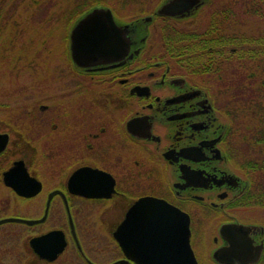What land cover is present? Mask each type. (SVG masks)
Wrapping results in <instances>:
<instances>
[{
    "label": "flooded vegetation",
    "instance_id": "1",
    "mask_svg": "<svg viewBox=\"0 0 264 264\" xmlns=\"http://www.w3.org/2000/svg\"><path fill=\"white\" fill-rule=\"evenodd\" d=\"M158 6L0 0V221L21 219L0 264H144L139 212L129 255L113 235L144 197L187 214L198 264H264V1ZM97 7L128 50L80 65L70 32Z\"/></svg>",
    "mask_w": 264,
    "mask_h": 264
},
{
    "label": "water",
    "instance_id": "2",
    "mask_svg": "<svg viewBox=\"0 0 264 264\" xmlns=\"http://www.w3.org/2000/svg\"><path fill=\"white\" fill-rule=\"evenodd\" d=\"M200 0H163L157 8L158 14L170 16L189 14ZM208 1V0H206ZM146 17L145 20H149ZM126 25H119L109 8L97 7L89 11L71 29L72 58L80 65H91L122 58L127 53ZM134 212H139L148 221L145 238L144 264H197L189 244V218L187 214L164 200L144 197L137 200L126 212L113 233L126 255L130 249V226ZM21 220L20 218H5ZM31 222V220L23 219ZM243 227V226H242ZM223 225L220 232H223ZM237 229V228H236ZM240 229H244L239 227ZM234 245H231L233 248ZM223 249L219 248L217 256ZM118 262V261H116ZM141 264V263H139Z\"/></svg>",
    "mask_w": 264,
    "mask_h": 264
},
{
    "label": "trees",
    "instance_id": "3",
    "mask_svg": "<svg viewBox=\"0 0 264 264\" xmlns=\"http://www.w3.org/2000/svg\"><path fill=\"white\" fill-rule=\"evenodd\" d=\"M210 1L216 2V0H210ZM253 1L259 2V1H264V0H253ZM158 2H159V0H113V6L115 7V6H118L120 4H124L125 3V4L130 5V6L127 5L128 7H130L133 10H135V9L142 8V6H144L146 3H158ZM178 29L179 28H177V27H175L173 25H167L166 26L167 34H170L172 36V39H171V41L169 43H171V44L175 43L174 35L176 36L178 33L181 32ZM183 32H181V33H183ZM184 33H189L191 35L192 31L190 30V28H188ZM187 44L190 45V42H187ZM188 48L190 49V46Z\"/></svg>",
    "mask_w": 264,
    "mask_h": 264
},
{
    "label": "rangeland",
    "instance_id": "4",
    "mask_svg": "<svg viewBox=\"0 0 264 264\" xmlns=\"http://www.w3.org/2000/svg\"><path fill=\"white\" fill-rule=\"evenodd\" d=\"M220 1H222V0H216V2H220ZM228 1H231V2H236V3H238V2H249L250 0H228ZM152 4V5H151ZM156 3H146L144 6H142V8H140V9H142V10H148V9H150L151 7H153L154 5H155ZM123 5H128V4H123ZM128 6H130V5H128ZM127 6V12H130V11H132V9L130 8V7H128ZM20 209H22V211L23 212H21V213H24V207H20ZM28 213V212H27ZM26 215H29V214H26ZM6 226H8V227H11V228H14V229H18V228H22L21 227V224H16V223H9V224H7Z\"/></svg>",
    "mask_w": 264,
    "mask_h": 264
}]
</instances>
